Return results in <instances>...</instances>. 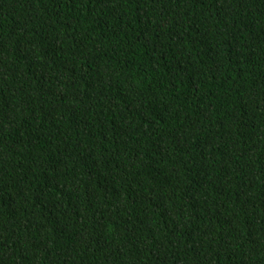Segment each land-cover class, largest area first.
Segmentation results:
<instances>
[{
	"label": "trees",
	"instance_id": "obj_1",
	"mask_svg": "<svg viewBox=\"0 0 264 264\" xmlns=\"http://www.w3.org/2000/svg\"><path fill=\"white\" fill-rule=\"evenodd\" d=\"M0 264H264V0H0Z\"/></svg>",
	"mask_w": 264,
	"mask_h": 264
}]
</instances>
